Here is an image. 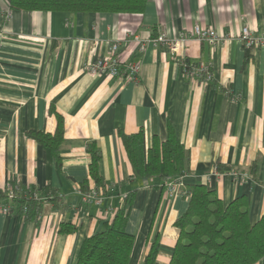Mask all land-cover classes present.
<instances>
[{
  "label": "crops",
  "instance_id": "1",
  "mask_svg": "<svg viewBox=\"0 0 264 264\" xmlns=\"http://www.w3.org/2000/svg\"><path fill=\"white\" fill-rule=\"evenodd\" d=\"M195 24L224 33H238L245 24L259 30L264 0H148L142 13L10 10V0H0V188L20 183L41 196L46 187L59 195L39 200V215L31 219L4 212L0 198V264H75L85 236L102 229L132 188L138 190L127 225L135 235L130 264L142 263L156 237L161 246L155 264H169L180 233L175 221L189 206L183 191L193 184L206 185L225 204L245 195L251 221L262 216L264 46L188 41L181 57L210 64V84L187 77L179 56L152 43L142 52L135 43L120 48L123 61L141 62L137 82L83 68L129 33L175 36ZM60 117L58 161L27 133L54 132ZM169 122L190 166L175 192L133 176L119 136L120 130L143 129L148 150L155 136L166 138ZM93 141L102 153L100 175L113 186L101 205L83 203L78 191L83 182L94 185L87 151ZM218 162L241 178L223 174ZM63 223L77 229L61 232ZM255 264H264V257Z\"/></svg>",
  "mask_w": 264,
  "mask_h": 264
},
{
  "label": "trees",
  "instance_id": "2",
  "mask_svg": "<svg viewBox=\"0 0 264 264\" xmlns=\"http://www.w3.org/2000/svg\"><path fill=\"white\" fill-rule=\"evenodd\" d=\"M147 1L10 0V10L142 13ZM27 134L43 144L50 158L61 161L60 149L64 140L61 117L54 132L32 129ZM119 136L132 165L133 176L148 178L152 186L164 189L171 180L176 181L190 172L187 149L171 122L168 123L166 138L161 141L155 136L148 150L144 148L143 129L134 133L120 130ZM87 151L94 185L101 187L108 196L113 192V186L108 185L99 172L101 149L93 141L87 145ZM217 167L222 171L231 169L220 162ZM13 185L20 186V183ZM80 187L83 191L90 189L85 182ZM22 188L25 189L24 186ZM7 189L0 188V198L12 205V213H22L27 207L26 219L39 215L41 202L38 199L23 193L13 200L8 199ZM137 190H129L113 217L104 219L101 230L85 236L75 264H130L135 235L128 231L127 225ZM189 191V206L175 221L180 233L169 264H255L264 257V212L252 222L245 195L225 204L202 183L191 185ZM42 193L50 200L59 199L57 192L50 187ZM76 229L71 223H63L60 231L70 233ZM160 246L158 237L154 238L141 264H155Z\"/></svg>",
  "mask_w": 264,
  "mask_h": 264
},
{
  "label": "built area",
  "instance_id": "3",
  "mask_svg": "<svg viewBox=\"0 0 264 264\" xmlns=\"http://www.w3.org/2000/svg\"><path fill=\"white\" fill-rule=\"evenodd\" d=\"M10 13L7 17H10ZM207 41L210 45L216 46L224 41H232L234 39L241 40L246 48H256L264 46V27L259 30L251 29L247 24L243 25L238 33L232 31L220 32L213 27H203L200 24H195L192 27L181 30L175 36H169L166 32L160 31L154 36L143 37L142 35L132 32L122 40H113L108 44V53L98 57L96 60L89 61L84 65V70L95 75H109L125 79L127 81L137 82L141 70V62L139 60L123 61L120 57V48L123 44L135 43L140 52L144 51L149 43L154 45H162L166 47L172 54L181 59V67L183 73L191 79L199 80L202 83L210 84L214 80L213 70L210 64L206 63H191L185 58H182V51L185 44L190 40ZM214 174L218 172L214 169ZM223 174L230 175L235 179L241 178V173L237 170H227ZM248 178V176H247ZM177 181H170L167 185L170 191L176 190ZM82 196V201L85 204L101 205L107 195L101 187L93 185L88 191H83L81 187L78 189ZM27 195L38 200H48V196H41L36 190L28 191L19 185L8 186V199H15L21 194ZM183 194L190 196L188 189L183 191ZM1 208L6 213H12V205L10 203H2ZM27 207H24L23 214L26 213Z\"/></svg>",
  "mask_w": 264,
  "mask_h": 264
}]
</instances>
